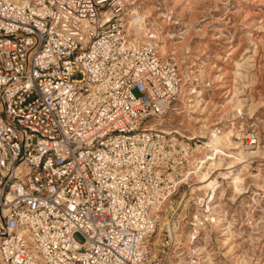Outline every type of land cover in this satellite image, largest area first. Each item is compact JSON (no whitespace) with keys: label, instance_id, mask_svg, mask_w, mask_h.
Segmentation results:
<instances>
[{"label":"built area","instance_id":"built-area-1","mask_svg":"<svg viewBox=\"0 0 264 264\" xmlns=\"http://www.w3.org/2000/svg\"><path fill=\"white\" fill-rule=\"evenodd\" d=\"M128 17L0 0V264H169L149 241L202 141L161 127L183 78Z\"/></svg>","mask_w":264,"mask_h":264},{"label":"rangeland","instance_id":"rangeland-1","mask_svg":"<svg viewBox=\"0 0 264 264\" xmlns=\"http://www.w3.org/2000/svg\"><path fill=\"white\" fill-rule=\"evenodd\" d=\"M124 1L129 14L147 16L146 33L162 39L160 52L171 56L183 78V93L161 127L191 134L207 120L217 131L236 122L231 151H243L233 164L235 185L217 170L218 191L206 194L196 187L208 159L197 158L193 179L168 200L149 241L154 256L162 259L165 246L173 245L169 264H264V0ZM199 94L196 123L186 114ZM199 139L206 147L208 138ZM221 156L226 165L234 157L229 151ZM171 228L181 234L176 246L167 243ZM76 238L84 240L79 233Z\"/></svg>","mask_w":264,"mask_h":264},{"label":"bare ground","instance_id":"bare-ground-1","mask_svg":"<svg viewBox=\"0 0 264 264\" xmlns=\"http://www.w3.org/2000/svg\"><path fill=\"white\" fill-rule=\"evenodd\" d=\"M148 24L149 22L147 21V16L145 14H141L137 10L129 14L127 25L131 31L135 32V34H141V35L149 37L150 34L146 33V31L148 30ZM153 38H155V41H153L154 43L156 42L159 43L162 41V39H158L159 36H153ZM158 46L160 45L158 44ZM200 96H201L200 94L197 95L195 98V104L191 105V107L193 108L192 109L193 111L190 110L186 114L189 116L190 119H193L196 123H198L201 120L197 116H194L192 114L196 113L197 111L199 112L202 111V104H201ZM209 124L210 123L207 120V122L203 123L202 126L195 127V130L192 131L191 134H186L178 128L169 129V130L165 129L170 134L179 133V134H182L184 138H188V139H197L200 137L208 138L206 147L202 146V149L203 147L204 149L198 150L199 153L197 152L196 160L193 162L194 164L193 166L195 167L197 158L199 157L203 158L204 156H207L208 165L204 167L205 170L201 171V174L198 177V183H197L198 186L196 187V190H198L199 192L203 194H206L209 191H213V192L218 191V183H219L218 175L217 176L214 175L217 170L223 169L224 171H220L218 174L228 176V178L231 179L229 182L235 185V182H237L239 176H237V174L234 172L233 164L237 162V160L240 159L238 155H240L241 153L243 154V151H240V152L231 151L232 148H236V143H233L232 141L233 131L235 128H237L236 122H232L231 124H226L224 129H222L221 131H217L213 128H210ZM186 126L190 127V124L188 125L186 124ZM225 151L231 152V154H233L234 156L233 159L227 163V165L225 163L223 164L222 156H221L222 154H224ZM223 165H226V166L222 167ZM215 198L216 197L214 194L212 199H210V203L215 204L216 203ZM215 222L218 223L217 218H215ZM180 235L181 234L176 235L174 233L172 235L173 243L175 246L178 244L177 241ZM192 235L193 234H190L189 236H187V240L190 244L192 242ZM173 264H178V263L174 262Z\"/></svg>","mask_w":264,"mask_h":264}]
</instances>
